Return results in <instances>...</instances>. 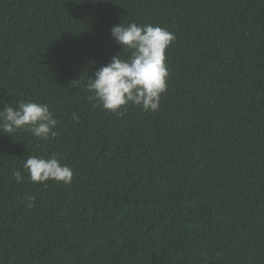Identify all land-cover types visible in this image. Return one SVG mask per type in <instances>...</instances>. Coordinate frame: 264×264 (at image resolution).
<instances>
[{
    "label": "trees",
    "instance_id": "16d2710c",
    "mask_svg": "<svg viewBox=\"0 0 264 264\" xmlns=\"http://www.w3.org/2000/svg\"><path fill=\"white\" fill-rule=\"evenodd\" d=\"M132 22L176 39L159 110L118 117L86 85ZM21 101L57 134L0 131V264H264V0H0V109ZM50 154L70 184L15 180Z\"/></svg>",
    "mask_w": 264,
    "mask_h": 264
},
{
    "label": "clouds",
    "instance_id": "9594fccd",
    "mask_svg": "<svg viewBox=\"0 0 264 264\" xmlns=\"http://www.w3.org/2000/svg\"><path fill=\"white\" fill-rule=\"evenodd\" d=\"M110 34L121 50L129 54L126 58L113 56L88 78L86 87L92 94L89 99L95 102L93 106L118 117L126 114L129 105L145 112L158 111L169 77L166 50L175 41V35L160 26L135 22L127 26L119 23L111 28ZM73 119L78 121L79 117L73 113ZM57 123L47 104L21 101L15 108L6 103L0 109V131L5 134L25 129L36 138L48 140L57 134L54 131ZM23 171L26 177L21 171L13 172L17 182L27 178L33 183L54 180L70 184L74 176L73 170L62 164L56 154L29 156L23 163ZM28 201L29 208L35 206L34 197H28Z\"/></svg>",
    "mask_w": 264,
    "mask_h": 264
}]
</instances>
